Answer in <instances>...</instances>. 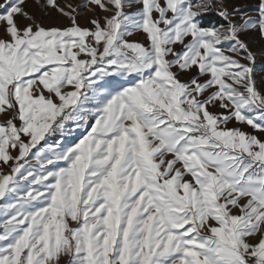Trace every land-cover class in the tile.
<instances>
[{
	"label": "snow or ice",
	"instance_id": "1",
	"mask_svg": "<svg viewBox=\"0 0 264 264\" xmlns=\"http://www.w3.org/2000/svg\"><path fill=\"white\" fill-rule=\"evenodd\" d=\"M28 3L0 0V264H264V0Z\"/></svg>",
	"mask_w": 264,
	"mask_h": 264
},
{
	"label": "rangeland",
	"instance_id": "2",
	"mask_svg": "<svg viewBox=\"0 0 264 264\" xmlns=\"http://www.w3.org/2000/svg\"><path fill=\"white\" fill-rule=\"evenodd\" d=\"M63 2V0H62ZM67 2L72 3L73 5H82L84 0H67ZM231 3L233 5L236 6H245V5H251L252 3H254V0H231ZM27 10L36 14L37 16H39L40 11L38 8L35 7L33 0H29V3L27 5ZM247 10V9H246ZM78 11H80L82 13V15L79 17L80 23L83 26H87V20L88 18L92 15V13L88 12L86 8L84 7H80L78 9ZM212 13H209L208 16L211 17ZM68 23V21L62 17L57 16L55 13L52 14L51 17H49L48 19L45 20V24H59L61 26L66 25ZM133 40H143L144 37L138 34H134L133 37L131 38ZM255 48H259L260 44H256L254 46ZM262 71L261 69H258V72ZM65 264H67V260H65Z\"/></svg>",
	"mask_w": 264,
	"mask_h": 264
}]
</instances>
